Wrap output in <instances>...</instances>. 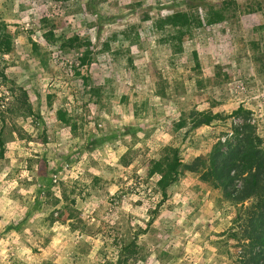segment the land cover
Masks as SVG:
<instances>
[{
  "label": "rangeland",
  "instance_id": "374dc122",
  "mask_svg": "<svg viewBox=\"0 0 264 264\" xmlns=\"http://www.w3.org/2000/svg\"><path fill=\"white\" fill-rule=\"evenodd\" d=\"M177 12L202 22L183 43L159 27ZM0 22V264H251L201 176L241 128L264 151V0H0Z\"/></svg>",
  "mask_w": 264,
  "mask_h": 264
},
{
  "label": "trees",
  "instance_id": "16d2710c",
  "mask_svg": "<svg viewBox=\"0 0 264 264\" xmlns=\"http://www.w3.org/2000/svg\"><path fill=\"white\" fill-rule=\"evenodd\" d=\"M183 2H187V0H183ZM220 11L212 15L214 20L209 23L225 20V15L231 13L230 2H223ZM193 24L194 28H198L202 22L190 19L186 13L177 12L161 20L159 27L166 25L174 28L177 31L176 40L183 43L191 35L190 28ZM12 40L13 33L6 24L0 22V55L12 50ZM0 75L5 78L1 70ZM241 111L242 109L239 108L227 116L197 114V119L193 121L192 127L196 131L202 127H215L224 124L231 117L239 116ZM236 137V143L229 147L226 152H217L211 157L208 168L201 177L203 181L211 182L213 187L221 193L223 200L235 208V216L232 222L237 226L241 225V222L245 225L243 236L248 241L250 251L260 250L258 254H253L249 262L251 264H259L260 262L264 264V151L261 149L259 138L250 127L236 130ZM0 147H2L1 140ZM172 152L174 156L167 164L161 161L152 162L151 175H159L157 186L162 192L176 183L178 167L182 165L177 158L176 151L172 150ZM0 156L2 157L1 152ZM195 162L201 164L202 161L197 158ZM188 169L192 170V168ZM195 169L193 171H196ZM235 181L240 182V187L236 190H230L229 188ZM246 203L247 205L244 206Z\"/></svg>",
  "mask_w": 264,
  "mask_h": 264
},
{
  "label": "crops",
  "instance_id": "0c3cea01",
  "mask_svg": "<svg viewBox=\"0 0 264 264\" xmlns=\"http://www.w3.org/2000/svg\"><path fill=\"white\" fill-rule=\"evenodd\" d=\"M3 234L0 235V238H2Z\"/></svg>",
  "mask_w": 264,
  "mask_h": 264
}]
</instances>
